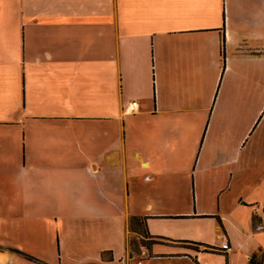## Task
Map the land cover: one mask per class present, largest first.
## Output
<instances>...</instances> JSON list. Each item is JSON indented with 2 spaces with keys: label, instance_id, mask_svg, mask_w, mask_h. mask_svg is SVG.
<instances>
[{
  "label": "crops",
  "instance_id": "0c3cea01",
  "mask_svg": "<svg viewBox=\"0 0 264 264\" xmlns=\"http://www.w3.org/2000/svg\"><path fill=\"white\" fill-rule=\"evenodd\" d=\"M21 215L0 264H64L70 220L79 264H130L144 232L147 264H264V0H0V221Z\"/></svg>",
  "mask_w": 264,
  "mask_h": 264
},
{
  "label": "rangeland",
  "instance_id": "374dc122",
  "mask_svg": "<svg viewBox=\"0 0 264 264\" xmlns=\"http://www.w3.org/2000/svg\"><path fill=\"white\" fill-rule=\"evenodd\" d=\"M188 185V183H184V185ZM191 185V182H189V186ZM192 191V190H191ZM192 193V192H191ZM192 196V195H191ZM190 196V198H188V203L189 205L193 204V198ZM178 201H172L170 202V205L175 207L177 206ZM215 203L213 204L215 206ZM34 220H32L31 218H29L28 216H24L21 215L19 218L17 219H13V220H1L0 223L2 224H6V225H13V224H20L22 226V229H24V226L26 225H30V224H34ZM90 223V220H80V221H74V220H70L68 221V223L66 225H64V228L60 231V233L58 231H53L52 235V249H53V253H54V257L58 258L61 255V246H60V241H69V243H65L64 246V264H79V262L81 260H83L85 257L87 256H91L94 255V249L88 244L87 242H90V240L85 239L87 236L85 234H88L89 232H92V228L90 226H87V224ZM79 224L84 225V227L82 228V230H80V232H78L77 229H74V227L78 226ZM215 232V231H214ZM214 232H211V239L217 238V236L214 234ZM27 232H25L24 230L22 231V235H26ZM24 241V239H23ZM72 242H80V244H82L81 247H74ZM141 242V240L139 239V241L136 239V246H135V241H133L132 239H129L128 242V246L129 249H135V254L131 253V257L132 258L129 260L130 264H138L139 262L143 261V264H147L148 261L150 260H146L147 259V252L142 251V249L140 248L139 243ZM69 244V245H68ZM64 245V244H63ZM136 247V248H135ZM217 259V257H216ZM219 260H222L223 262L225 258H218ZM116 264H127V260H123L121 261H117Z\"/></svg>",
  "mask_w": 264,
  "mask_h": 264
},
{
  "label": "trees",
  "instance_id": "16d2710c",
  "mask_svg": "<svg viewBox=\"0 0 264 264\" xmlns=\"http://www.w3.org/2000/svg\"><path fill=\"white\" fill-rule=\"evenodd\" d=\"M144 225L145 223H144L143 218H133L131 221V227L133 231L137 233L139 230L138 228H141L143 230ZM143 235L144 236H143V239L141 240V243H142V246L146 247L147 249H150V247L153 244L157 243V241L148 238V235L146 232H144ZM146 239H149V240L146 241ZM189 245L198 251L201 250V247H204L203 248L204 252L213 253V254L219 253V249L205 245V244L191 242ZM249 264H263V255L260 252L254 253L250 258Z\"/></svg>",
  "mask_w": 264,
  "mask_h": 264
},
{
  "label": "built area",
  "instance_id": "2783aa9c",
  "mask_svg": "<svg viewBox=\"0 0 264 264\" xmlns=\"http://www.w3.org/2000/svg\"><path fill=\"white\" fill-rule=\"evenodd\" d=\"M137 106V103H133L132 107H130L127 112L131 113L133 112V109ZM223 250H229V246L227 244H225L223 247H222ZM138 264H143V261L139 262Z\"/></svg>",
  "mask_w": 264,
  "mask_h": 264
}]
</instances>
